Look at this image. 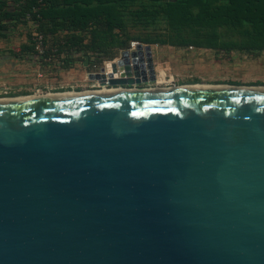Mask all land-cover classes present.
Masks as SVG:
<instances>
[{
	"label": "water",
	"instance_id": "1",
	"mask_svg": "<svg viewBox=\"0 0 264 264\" xmlns=\"http://www.w3.org/2000/svg\"><path fill=\"white\" fill-rule=\"evenodd\" d=\"M119 62L87 77L126 92L0 100V264H264V89Z\"/></svg>",
	"mask_w": 264,
	"mask_h": 264
},
{
	"label": "rangeland",
	"instance_id": "2",
	"mask_svg": "<svg viewBox=\"0 0 264 264\" xmlns=\"http://www.w3.org/2000/svg\"><path fill=\"white\" fill-rule=\"evenodd\" d=\"M152 10L147 4L145 7V2H140L124 11V27L113 31L116 44L110 46L107 53L97 54L95 61L90 60L94 61V64L84 66L81 59L84 55L77 54V60L72 58V61L69 60L64 65L65 70L55 67L51 69L58 71V74L66 72V77H76L80 74L87 77L89 73L98 72L104 67V75L111 73L119 77L124 75V69L120 60L116 59L130 48L131 43H138L150 46L156 75L154 82L143 84L140 88H168L192 84L258 87V84L264 81V38L256 40L257 36L251 28L240 30L232 26H222L185 27L174 30L168 26L160 12L150 14ZM35 32V24L22 21L9 24L6 29L0 31V39L4 43L15 44L19 53L22 47L31 45ZM63 35L65 34L59 35V39ZM78 35L83 36L86 44L90 43L91 29ZM256 43L262 49H254ZM75 62L77 63L73 65ZM36 74L48 76L45 68L41 66H37ZM58 74L52 76L61 77ZM92 83L89 82L86 89L79 92L102 89L95 88ZM43 91L30 96L71 92ZM12 98L15 97L0 96V99Z\"/></svg>",
	"mask_w": 264,
	"mask_h": 264
},
{
	"label": "trees",
	"instance_id": "3",
	"mask_svg": "<svg viewBox=\"0 0 264 264\" xmlns=\"http://www.w3.org/2000/svg\"><path fill=\"white\" fill-rule=\"evenodd\" d=\"M140 2L153 9L150 14L160 12L174 30L249 27L256 40L264 38V0H0V31L9 24L28 22L29 14L36 31L46 38L65 34L58 42L59 53L87 55L95 61L97 54L116 44L113 31L124 27L123 12ZM88 29L91 39L86 44L78 33ZM253 48L261 46L256 43Z\"/></svg>",
	"mask_w": 264,
	"mask_h": 264
},
{
	"label": "crops",
	"instance_id": "4",
	"mask_svg": "<svg viewBox=\"0 0 264 264\" xmlns=\"http://www.w3.org/2000/svg\"><path fill=\"white\" fill-rule=\"evenodd\" d=\"M1 40V39H0ZM59 37H48V50L58 51ZM15 44L0 42V96L1 97H25L45 90V92H79L86 89L89 81L88 77H83V74L76 77H66L65 73L58 74L51 68H63L70 60H77L76 53L67 55L66 53L57 52L56 58L50 63H44L37 57L31 55V46L22 47L21 52H17ZM83 59V58H81ZM75 62L73 65H75ZM37 66L45 68L48 76H39L36 74ZM65 70V69H64ZM60 75L61 77H53L52 75ZM39 77H37V76ZM262 84L258 86H263ZM94 87L97 88L96 83ZM6 92V93H5ZM44 92V91H43Z\"/></svg>",
	"mask_w": 264,
	"mask_h": 264
},
{
	"label": "built area",
	"instance_id": "5",
	"mask_svg": "<svg viewBox=\"0 0 264 264\" xmlns=\"http://www.w3.org/2000/svg\"><path fill=\"white\" fill-rule=\"evenodd\" d=\"M30 19H31L30 15L27 14L26 17H25V20L28 21V22H31ZM133 44L137 45L138 43H131L130 48L128 49L129 51L135 49L136 45H133ZM30 46H31V48H30L31 55L37 57L38 59H40L44 63H50L54 58H56V55H57L58 51L56 49L55 50H48L47 38L40 32H35L33 34V39H32V43H31ZM89 60H93V58H91ZM116 60H120V58H118ZM91 62L94 64V61H91ZM91 73H93V72H91ZM36 93H42V92L37 90Z\"/></svg>",
	"mask_w": 264,
	"mask_h": 264
},
{
	"label": "bare ground",
	"instance_id": "6",
	"mask_svg": "<svg viewBox=\"0 0 264 264\" xmlns=\"http://www.w3.org/2000/svg\"><path fill=\"white\" fill-rule=\"evenodd\" d=\"M136 45V44H133ZM107 89V88H106ZM110 90H95V91H84L83 93H89V92H126L123 88H109ZM122 89V90H119ZM163 90H172V89H234L233 86L229 85H205V84H192V85H183V86H176V87H168V88H161ZM255 89H264L262 86H256ZM71 93H57V94H47V95H34L30 96L27 99L30 98H38V97H55V96H62V95H69ZM0 100H21V99H0Z\"/></svg>",
	"mask_w": 264,
	"mask_h": 264
}]
</instances>
